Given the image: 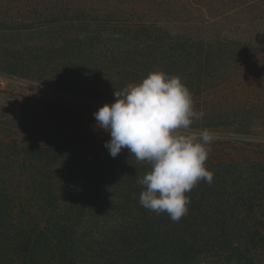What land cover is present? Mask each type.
Returning a JSON list of instances; mask_svg holds the SVG:
<instances>
[{"label":"trees","instance_id":"obj_1","mask_svg":"<svg viewBox=\"0 0 264 264\" xmlns=\"http://www.w3.org/2000/svg\"><path fill=\"white\" fill-rule=\"evenodd\" d=\"M1 68L89 102L0 122V264H264V0H0ZM177 75L215 139L178 222L139 203L93 113L148 72Z\"/></svg>","mask_w":264,"mask_h":264},{"label":"clouds","instance_id":"obj_2","mask_svg":"<svg viewBox=\"0 0 264 264\" xmlns=\"http://www.w3.org/2000/svg\"><path fill=\"white\" fill-rule=\"evenodd\" d=\"M113 95L111 104L93 113L96 126L110 133L104 147L113 158L127 149L150 165L137 180L143 189L139 203L178 222L188 212L186 193L201 180H213L205 164L215 137L208 129L191 128L204 113L194 109L192 93L180 77L162 70L148 72Z\"/></svg>","mask_w":264,"mask_h":264},{"label":"rangeland","instance_id":"obj_3","mask_svg":"<svg viewBox=\"0 0 264 264\" xmlns=\"http://www.w3.org/2000/svg\"><path fill=\"white\" fill-rule=\"evenodd\" d=\"M38 40L39 34L36 32L0 37V75L7 80L5 96L0 99V122L17 124L21 121H34L37 123L50 114L48 108L39 103L42 100L45 104L58 102L72 105L79 110L89 102L80 94L62 90L54 85L42 84L36 79L18 77L1 68L4 62L13 60L14 51H22L24 44Z\"/></svg>","mask_w":264,"mask_h":264},{"label":"built area","instance_id":"obj_4","mask_svg":"<svg viewBox=\"0 0 264 264\" xmlns=\"http://www.w3.org/2000/svg\"><path fill=\"white\" fill-rule=\"evenodd\" d=\"M6 85H7L6 78L0 75V99H2L5 96L6 89H7Z\"/></svg>","mask_w":264,"mask_h":264}]
</instances>
